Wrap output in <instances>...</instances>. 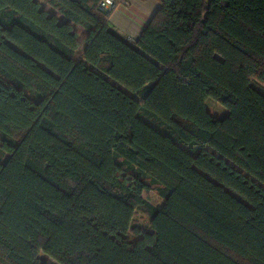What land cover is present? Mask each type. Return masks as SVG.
<instances>
[{
    "label": "trees",
    "instance_id": "obj_1",
    "mask_svg": "<svg viewBox=\"0 0 264 264\" xmlns=\"http://www.w3.org/2000/svg\"><path fill=\"white\" fill-rule=\"evenodd\" d=\"M99 1L0 0V264H264V0Z\"/></svg>",
    "mask_w": 264,
    "mask_h": 264
},
{
    "label": "crops",
    "instance_id": "obj_2",
    "mask_svg": "<svg viewBox=\"0 0 264 264\" xmlns=\"http://www.w3.org/2000/svg\"><path fill=\"white\" fill-rule=\"evenodd\" d=\"M157 8L156 0H129L127 4H117L109 20L113 29L132 40L138 37Z\"/></svg>",
    "mask_w": 264,
    "mask_h": 264
},
{
    "label": "rangeland",
    "instance_id": "obj_3",
    "mask_svg": "<svg viewBox=\"0 0 264 264\" xmlns=\"http://www.w3.org/2000/svg\"><path fill=\"white\" fill-rule=\"evenodd\" d=\"M38 1L43 9H46L49 13H54V9L51 8L48 4H46L44 0H38ZM77 30H78L77 31L78 37L79 39H81V31L79 28H77ZM204 104L206 110L216 118H222L227 114V109L225 108V106L220 104L212 97H207L204 101ZM123 167L129 169V167L126 164H124ZM142 196L156 207L161 206L163 203V199L157 194L155 187L143 191ZM149 222H150V218L146 214L141 213L140 211H136L134 213L133 223L140 226L142 230L147 231L150 229Z\"/></svg>",
    "mask_w": 264,
    "mask_h": 264
},
{
    "label": "built area",
    "instance_id": "obj_4",
    "mask_svg": "<svg viewBox=\"0 0 264 264\" xmlns=\"http://www.w3.org/2000/svg\"><path fill=\"white\" fill-rule=\"evenodd\" d=\"M129 0H100L98 8L105 13L111 12L112 9L119 3L127 4Z\"/></svg>",
    "mask_w": 264,
    "mask_h": 264
}]
</instances>
